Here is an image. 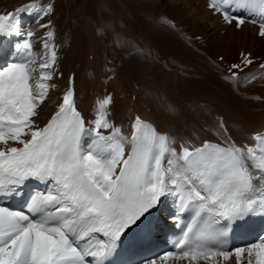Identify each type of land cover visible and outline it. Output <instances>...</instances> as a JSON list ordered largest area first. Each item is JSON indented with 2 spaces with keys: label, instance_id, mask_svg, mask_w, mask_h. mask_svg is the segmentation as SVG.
Wrapping results in <instances>:
<instances>
[{
  "label": "snow or ice",
  "instance_id": "1",
  "mask_svg": "<svg viewBox=\"0 0 264 264\" xmlns=\"http://www.w3.org/2000/svg\"><path fill=\"white\" fill-rule=\"evenodd\" d=\"M210 7L238 26L244 17L234 12L264 16V0H212ZM51 11L49 6L44 15ZM19 33L14 14L0 15V36ZM25 35L18 46L25 59L0 69V197L18 194L28 180L48 187L31 196L27 212L0 203V264H107L125 233L144 225L165 196L175 197L179 213L191 217L176 251L161 256L159 264H220L233 256L237 264L245 256L247 264H264V238L234 251L213 247L225 235L228 225L222 221L264 212V134L253 136L254 146H237L225 137L193 147L185 142L177 151L174 138L140 117L125 136L108 118L111 95L99 102L92 126L86 127L71 86L39 127L34 118L49 97L53 72L46 70L54 68L57 52L44 43L48 55L37 76L34 33ZM259 35L264 37V23ZM175 219L181 222L180 215ZM150 235V229L143 233L145 239Z\"/></svg>",
  "mask_w": 264,
  "mask_h": 264
},
{
  "label": "bare ground",
  "instance_id": "2",
  "mask_svg": "<svg viewBox=\"0 0 264 264\" xmlns=\"http://www.w3.org/2000/svg\"><path fill=\"white\" fill-rule=\"evenodd\" d=\"M179 5L170 0H0V15L14 14L20 28L19 34L0 36V69L25 59L18 46L31 31L37 76L48 55L44 43L57 52L54 68L46 70L53 72L49 97L34 118L39 127L55 114L71 86L86 127L92 126L99 102L111 95L108 118L125 136L130 137L140 117L174 138L177 151L185 142L193 147L204 141L222 143L225 137L237 146H254L253 136L264 132V67L254 62L261 57L258 51L264 56V37L260 26L247 19L254 13H232L245 15L239 26L220 12L213 15L214 10L203 16L205 28L184 18L173 26L170 11ZM49 6L52 11L44 15ZM229 6L231 11L234 5ZM48 32L53 33L50 39ZM163 198L168 199L163 217L174 218L176 198ZM153 249H143L135 264H150L168 252L161 243ZM220 264L237 261L233 256ZM242 264H247L246 256Z\"/></svg>",
  "mask_w": 264,
  "mask_h": 264
},
{
  "label": "rangeland",
  "instance_id": "3",
  "mask_svg": "<svg viewBox=\"0 0 264 264\" xmlns=\"http://www.w3.org/2000/svg\"><path fill=\"white\" fill-rule=\"evenodd\" d=\"M180 3V5L178 6L177 9H175L172 13V11H170V15H169V20H170V23L175 26V25H178V18H183L186 19V20H191V19H195L196 21H198L197 23L199 24V26H201L202 28H205L206 27V22L203 23V21H205V17H203L204 15H212L213 13V10H214V13L213 15H218L217 13H219L218 11H216L214 8L210 7L211 3H212V0H208L209 3H204L202 0H170V2H174V3H177V2ZM206 4V5H205ZM209 6V7H208ZM198 8V9H197ZM211 9V10H210ZM161 12L162 11H165L167 12L168 11V8H167V11L164 7H161L160 8ZM198 12V13H197ZM221 13V12H220ZM179 16V17H178ZM197 16V17H195ZM200 18H199V17ZM190 19H188V18ZM203 17V18H202ZM176 20V21H175ZM172 21V22H171ZM50 22H51V19H50ZM202 22V23H201ZM205 24V25H204ZM230 25V24H229ZM193 26V25H192ZM257 26V25H256ZM212 28L210 30H208L209 32H211ZM264 53V52H263ZM235 56L237 57V53L235 52L234 53ZM258 55L261 56V57H258V58H255L254 62H256V65L255 66H261L264 67V56L263 54L261 55L258 51ZM263 58V59H262Z\"/></svg>",
  "mask_w": 264,
  "mask_h": 264
}]
</instances>
